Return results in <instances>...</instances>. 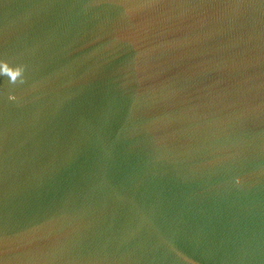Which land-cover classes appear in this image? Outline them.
<instances>
[{
	"label": "water",
	"instance_id": "1",
	"mask_svg": "<svg viewBox=\"0 0 264 264\" xmlns=\"http://www.w3.org/2000/svg\"><path fill=\"white\" fill-rule=\"evenodd\" d=\"M0 264H264V0H0Z\"/></svg>",
	"mask_w": 264,
	"mask_h": 264
},
{
	"label": "clouds",
	"instance_id": "2",
	"mask_svg": "<svg viewBox=\"0 0 264 264\" xmlns=\"http://www.w3.org/2000/svg\"><path fill=\"white\" fill-rule=\"evenodd\" d=\"M17 75H19V72L11 74V80H12V82H15Z\"/></svg>",
	"mask_w": 264,
	"mask_h": 264
}]
</instances>
